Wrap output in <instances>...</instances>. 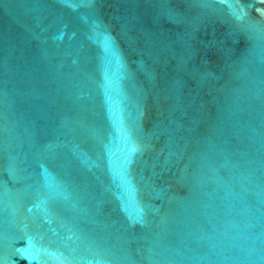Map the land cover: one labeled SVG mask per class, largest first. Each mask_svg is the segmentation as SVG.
<instances>
[{"label": "water", "instance_id": "obj_1", "mask_svg": "<svg viewBox=\"0 0 264 264\" xmlns=\"http://www.w3.org/2000/svg\"><path fill=\"white\" fill-rule=\"evenodd\" d=\"M0 264H264V0H0Z\"/></svg>", "mask_w": 264, "mask_h": 264}, {"label": "snow or ice", "instance_id": "obj_2", "mask_svg": "<svg viewBox=\"0 0 264 264\" xmlns=\"http://www.w3.org/2000/svg\"><path fill=\"white\" fill-rule=\"evenodd\" d=\"M232 2H234V0H232ZM239 11L243 12V9H239ZM244 15H246V13H244ZM109 45L111 44L110 41H108ZM126 147H127V161L131 162L132 158L135 156V154L139 151V147L132 142V140L129 137H126ZM52 255H57L60 257V259H64V254L62 252H54V253H50L48 260L50 262L51 260V256Z\"/></svg>", "mask_w": 264, "mask_h": 264}]
</instances>
